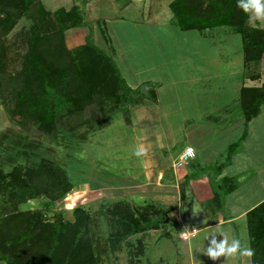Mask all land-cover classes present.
Wrapping results in <instances>:
<instances>
[{
  "label": "trees",
  "instance_id": "1",
  "mask_svg": "<svg viewBox=\"0 0 264 264\" xmlns=\"http://www.w3.org/2000/svg\"><path fill=\"white\" fill-rule=\"evenodd\" d=\"M170 9L181 31L233 28L242 40L246 76L259 79L264 71V28L252 24V11L245 12L238 0H175ZM32 10L36 17H30ZM24 18H32L34 25L17 70L11 68L15 63L9 56L8 38ZM84 22L79 6L50 12L42 0H0V105L10 111L11 120L23 122L24 127L32 122L33 128L50 133L64 116L82 118L100 97L113 105L128 99L129 90L111 58L89 42L68 49L67 32ZM241 102L248 123L264 106V84L245 88ZM238 145L231 146L230 154ZM3 157L0 152V262L104 264L103 254H115L127 237L161 224L148 216L147 209L136 214L126 202L103 206L104 216L111 221L110 247L104 248L95 233L101 220L96 222L83 207L74 210L73 221L60 212L49 218L45 211L20 210L41 196L53 205L69 194L75 186L65 168L43 158L37 166L20 164L6 170ZM247 220L253 264H264V203Z\"/></svg>",
  "mask_w": 264,
  "mask_h": 264
},
{
  "label": "crops",
  "instance_id": "2",
  "mask_svg": "<svg viewBox=\"0 0 264 264\" xmlns=\"http://www.w3.org/2000/svg\"><path fill=\"white\" fill-rule=\"evenodd\" d=\"M69 2L71 6L59 9L69 11L74 7L75 0ZM91 15L90 23H100L95 8L91 10ZM84 23L87 24L86 21ZM103 24H109L107 18ZM221 28L227 27L183 31L179 35L183 42L181 53L169 57L162 49L164 66L159 65L161 69L180 61L176 72L181 80L174 83L164 81L162 86H157L158 81L163 79L155 78L156 85L148 91V95L141 93L147 101L139 98L138 94L134 98V105L140 104L136 107L144 105L149 107V111L154 109L150 141H162V147L154 150L164 156L167 163L156 164L150 180L126 184L121 192L124 195L122 200L112 203L126 202L136 214L147 209L148 216L161 224L127 237L115 254H103L104 264H253V256H221L213 260L206 255L213 247V241L220 243L225 237L229 243L233 238L238 239L241 245L245 243L240 230L249 228L248 214L264 203V165L261 164L264 106L260 115L247 123L241 102L245 88L264 84V71L257 80L248 78L241 37L235 31H223ZM84 30L77 28L67 32L69 50L91 43L89 39L92 35ZM90 30L94 33L93 25ZM208 40L218 41L214 43L215 51L205 50L203 41ZM121 50L119 48V52ZM112 53L113 56L108 57L117 66L121 61H127L126 51L123 52V59L117 51ZM114 56H119L120 61ZM137 57L134 56L135 59ZM118 68L122 77L125 70H131L122 65ZM123 80L125 82L124 77ZM140 83L147 85L141 80ZM150 96L153 101L148 99ZM128 101L129 97L121 103L127 105ZM148 114V111L138 112V121L143 122L144 128L150 124ZM174 122L176 130L172 127ZM236 144L239 145L230 154L231 146ZM255 144L261 150L253 148ZM188 147L195 150L196 156L179 167L180 156ZM89 193H93L91 189ZM87 210L96 222L101 220L95 233L100 235L104 248L110 247L111 221L104 216L102 209L99 212H93L91 207ZM171 221L173 228L170 231L165 226ZM193 232L195 236L182 239V233ZM248 232L246 245L253 250Z\"/></svg>",
  "mask_w": 264,
  "mask_h": 264
},
{
  "label": "rangeland",
  "instance_id": "3",
  "mask_svg": "<svg viewBox=\"0 0 264 264\" xmlns=\"http://www.w3.org/2000/svg\"><path fill=\"white\" fill-rule=\"evenodd\" d=\"M173 1L175 0H92L84 5L75 0L74 6H79L84 13L87 24L84 23L83 27L89 35H92L89 39L91 44L109 57L113 56L114 51L121 54V58L124 51L128 53L127 61L125 60V63L121 61L118 66H127L131 69L125 70L126 73L124 72L123 76L130 93L129 104L131 105L123 103L113 105L100 97L98 99L100 103L87 107L82 118L76 116L67 119V116H64L56 129H52L50 133L33 128L32 122L25 124L24 127L23 122L21 125L11 120L10 111L0 105V152L4 156L1 165L6 170H11L15 165L20 164L37 166L41 163V159L46 158L65 168L69 181L75 186L74 191L53 205L45 196H41L23 204L20 207L22 212L41 210L45 211L49 218L60 212L67 220H73V212L78 207L85 209L91 207L93 212H99L103 206L120 200L124 196L122 189L126 184L132 185L139 181L150 180L155 173L156 164L167 163V159L154 150L162 147V141L160 139L150 141L154 125L151 123L155 120L154 109L149 111V107L144 105L136 107L140 104L134 105V98L138 94L139 98L146 100V97L139 94L138 90L142 93L144 87H154L155 78L163 79L158 81L157 86L159 84L162 86L164 81L174 83L181 80L179 73L176 72L177 63L180 61L159 69V65H163L165 60L162 49L168 53L169 57L180 54L182 49L183 42L179 35L183 34V31L174 22L170 9ZM42 4L52 12L71 6L69 0H42ZM94 8L100 23L97 21L94 24L90 23L91 10ZM30 15V17H36L35 10H32ZM251 16L253 25H256L255 22L258 21L264 28V18L255 19L254 12ZM105 18L109 24H103ZM31 19L21 20L9 35L11 50L9 56L15 63L11 64V68L17 70L21 68L20 58L26 51L24 41L34 25ZM92 25L95 29L94 33L90 30ZM83 27H81L82 30H84ZM221 29L234 31L230 27ZM203 42L205 50L212 52L215 51L214 43L218 41ZM119 48L122 49L121 52ZM135 55L138 56L137 59L134 58ZM114 57L120 61L119 56ZM206 61H208L207 58ZM114 63L117 66L115 61ZM262 73L263 68L261 75ZM140 80L147 85H141ZM179 87L181 88L182 85ZM207 95L208 93L204 97ZM148 99L153 101L152 96ZM144 111L149 113L147 121L150 124L147 123V128H144L143 122H139L137 118L138 112ZM172 127L176 130L175 122L172 123ZM141 146L146 150L145 155L137 157L134 152ZM253 148L261 150L258 144H255ZM262 150H264L263 147ZM261 159V164L264 165V153ZM90 189L93 193H89ZM137 196L141 195L137 194ZM172 228L173 221L165 226V229L170 231ZM248 231L247 227L240 230L242 239L246 242L249 239ZM246 242L242 246H247ZM0 264L6 263L0 262Z\"/></svg>",
  "mask_w": 264,
  "mask_h": 264
},
{
  "label": "clouds",
  "instance_id": "4",
  "mask_svg": "<svg viewBox=\"0 0 264 264\" xmlns=\"http://www.w3.org/2000/svg\"><path fill=\"white\" fill-rule=\"evenodd\" d=\"M238 6L241 7L245 12L252 11L255 14V19H261L264 18V0H238ZM146 150L141 146L139 147L135 152L134 155L137 157L145 155ZM186 153L189 156L195 155V150L192 147H188L186 149ZM182 235L185 238H188V233H182ZM191 235L195 236L196 233L193 232ZM253 250L248 246H242L241 242L233 238L231 240V243L228 242L227 237L220 242L216 243V241H213V247L210 248L206 255L215 260L221 256L224 257H252L253 256Z\"/></svg>",
  "mask_w": 264,
  "mask_h": 264
},
{
  "label": "built area",
  "instance_id": "5",
  "mask_svg": "<svg viewBox=\"0 0 264 264\" xmlns=\"http://www.w3.org/2000/svg\"><path fill=\"white\" fill-rule=\"evenodd\" d=\"M196 153L194 156H189L186 153V150L182 153L179 159V167L186 165L191 159L195 158ZM189 234V233H188ZM191 236V234L188 235V238ZM183 240H187L188 238H185L183 235L181 236Z\"/></svg>",
  "mask_w": 264,
  "mask_h": 264
},
{
  "label": "water",
  "instance_id": "6",
  "mask_svg": "<svg viewBox=\"0 0 264 264\" xmlns=\"http://www.w3.org/2000/svg\"><path fill=\"white\" fill-rule=\"evenodd\" d=\"M79 2H81V3H83L84 5H87V4H89L90 2H92V0H78ZM151 88H153V87H151V86H147V87H144L143 89H142V93L144 94V95H148V91L151 89Z\"/></svg>",
  "mask_w": 264,
  "mask_h": 264
}]
</instances>
